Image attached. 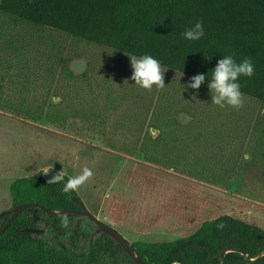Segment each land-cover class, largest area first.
I'll list each match as a JSON object with an SVG mask.
<instances>
[{
    "label": "rangeland",
    "instance_id": "1",
    "mask_svg": "<svg viewBox=\"0 0 264 264\" xmlns=\"http://www.w3.org/2000/svg\"><path fill=\"white\" fill-rule=\"evenodd\" d=\"M53 32L54 38L64 41L53 52L62 50L61 53L52 54L49 59L40 58L36 63L32 61L31 71L24 66L10 70L0 67V96L4 104L52 103L54 99L66 117L65 125L59 126L32 121L23 114L0 108V214L13 208L10 184L15 179L47 169L71 179L88 168L91 176L75 189L77 196L94 217L114 228L131 245L138 241H175L186 236L188 225L224 213L264 229L263 139L237 140L230 146L205 149L194 148L190 139L175 141L161 137L158 149L163 157L157 164L146 162L136 139L148 134L156 138L161 126L168 129L173 126L166 122L169 109L161 106V101H165L163 92L157 94L158 101L152 111L148 107L135 109L130 106L136 98L137 91L131 88L134 84L119 83L116 91L105 80L100 92H88L85 100L88 105L81 106L82 100L78 98L71 101L72 106H67L64 65L58 64L59 56H87L91 61L92 53L112 51ZM118 61L128 62L130 58ZM18 62L24 64L23 60ZM48 63L50 69L45 68ZM112 72L105 66L103 77L106 79V74ZM116 72L120 70L116 68ZM163 79L178 96L172 99L173 111L204 105L191 97V89L183 91L182 84L189 77L166 70ZM254 105L263 111L261 116L256 115V121L259 118L258 126L264 127V106L258 102ZM196 116L194 119L199 118ZM185 131L182 124L179 132L185 134ZM237 160L240 165H235ZM184 218L190 219L189 224ZM38 227L48 230L43 239L58 248L59 242L71 248V241H77L78 252L89 250L102 236L99 234L92 241L96 226L79 215L71 219L67 232L59 237L45 222H40ZM76 228L84 230L77 239L72 231ZM130 259L118 251L111 262L133 264Z\"/></svg>",
    "mask_w": 264,
    "mask_h": 264
},
{
    "label": "trees",
    "instance_id": "2",
    "mask_svg": "<svg viewBox=\"0 0 264 264\" xmlns=\"http://www.w3.org/2000/svg\"><path fill=\"white\" fill-rule=\"evenodd\" d=\"M0 19L29 23L126 56L150 54L163 69L189 78L198 73L210 77L222 56L231 55L237 63L250 58L254 73L239 77L241 91L243 97L264 106V0H0ZM198 20L203 22L204 36L185 40L181 33ZM207 83L206 76L203 84ZM3 101L0 96L1 109L29 120L65 125V112L54 99L38 104L22 101L18 106ZM136 140L146 162H160L161 132L156 138L148 134ZM42 171L10 184L13 207L36 202L52 210H80L74 201L75 190H62L70 177L47 183ZM76 216H48L49 221L37 208L25 210L0 236V264H112L116 252L125 253L104 233L92 248L78 252L77 241H71V248L59 242L58 248L43 235L23 232L45 222L59 237ZM7 219H0V228ZM183 221L189 224L190 219ZM72 231L76 239L84 233L79 228ZM132 246L146 264H221L213 258L225 249L256 257L264 249V229L224 213L188 225L186 236L175 241H138ZM224 264H264V257L249 262L242 254L230 252Z\"/></svg>",
    "mask_w": 264,
    "mask_h": 264
},
{
    "label": "crops",
    "instance_id": "3",
    "mask_svg": "<svg viewBox=\"0 0 264 264\" xmlns=\"http://www.w3.org/2000/svg\"><path fill=\"white\" fill-rule=\"evenodd\" d=\"M51 30L40 29L32 26L29 23L0 19V67L7 69L24 66L30 70L34 66L32 61H36L40 58H51L52 54H59L62 50L54 53L56 48L60 47L59 42L51 34ZM54 33V32H53ZM72 39V38H71ZM36 54L31 56V54ZM129 56L121 53L110 52L104 53H92V60L89 61L86 57H67L66 54L59 56V63L64 65L65 72V99L67 106H72L71 101H76L78 98L82 100L81 106H84L86 96L88 92H100L102 90L103 81H107L113 84V89L118 90V84L127 82L134 84L132 89L137 92L136 98L130 106L133 108L148 107L150 111L153 110L154 105L160 96V92H163L164 100L161 101L162 108H168L169 113L166 116V122L171 123V128L161 126V137L168 140L190 139L192 140L191 146L194 148H217L220 146H230L237 140H248L251 138L264 140V127H259V118L256 121V115L261 116V109L252 106L256 103L253 100H249L243 97L242 106L234 108L231 106H225L223 108L211 104V96L206 84H202L198 90H190L191 97L196 99L197 103H204V105H195V109L189 110L187 108H175L173 111V98H178L172 91V87L164 80L165 86L163 88H156L154 85L151 90L139 87L131 79L132 68L131 60L128 62L118 61L116 59H123ZM112 60L110 62H104L103 59ZM130 58V57H129ZM6 60H12L11 62ZM23 60L24 64H20L18 61ZM30 60V61H29ZM28 63V64H27ZM49 64V63H48ZM46 64L44 67L50 69L51 64ZM57 65V64H56ZM105 66L112 73L106 74V79L102 73ZM116 68L120 70V73L116 72ZM56 66L53 67V70ZM9 72V71H8ZM2 74V72H0ZM104 79V80H103ZM56 83L58 78L55 79ZM55 83V81H54ZM130 87V86H129ZM155 90V91H154ZM159 96L157 97V94ZM100 95V94H99ZM118 94H116L117 96ZM99 97V96H98ZM155 97V98H154ZM172 101V103H171ZM165 103V104H164ZM88 105V104H87ZM96 105H99L96 103ZM118 105L116 104V107ZM171 110V111H170ZM173 111V112H172ZM117 113V112H116ZM173 113V114H172ZM199 117L198 119H194ZM191 123L194 125L192 128L189 126ZM183 124L187 131L185 134L179 132L180 126ZM187 125V126H186ZM189 126V127H188ZM173 128V129H172ZM166 129H168L166 131ZM168 132V133H165ZM165 135V136H164ZM178 145V144H177ZM176 145V146H177ZM235 165H240V160L235 161ZM218 163V162H217ZM218 164H224L222 162ZM219 170H242L239 167L224 168L217 167Z\"/></svg>",
    "mask_w": 264,
    "mask_h": 264
},
{
    "label": "clouds",
    "instance_id": "4",
    "mask_svg": "<svg viewBox=\"0 0 264 264\" xmlns=\"http://www.w3.org/2000/svg\"><path fill=\"white\" fill-rule=\"evenodd\" d=\"M204 27L202 21H196L190 28L181 33L183 38L188 41H196L204 36ZM131 60L132 75L131 79L141 88L151 90L165 86L163 69L160 62L150 54H143L139 57L129 56ZM254 73V66L250 58H244L237 63L233 56L226 55L220 58L215 67L211 69V75L208 73H198L189 78V81L183 85V91L187 89L198 90L208 77L207 88L211 96V104L221 108L231 106L239 108L243 103V93L239 83L240 76L251 77ZM89 176L91 171L88 168L83 170L79 176L69 179L64 187V192L76 189ZM54 179L60 180L62 177L55 176Z\"/></svg>",
    "mask_w": 264,
    "mask_h": 264
},
{
    "label": "water",
    "instance_id": "5",
    "mask_svg": "<svg viewBox=\"0 0 264 264\" xmlns=\"http://www.w3.org/2000/svg\"><path fill=\"white\" fill-rule=\"evenodd\" d=\"M154 131V129H153ZM55 176H60L62 179L56 180L54 179ZM41 177L47 182V183H57L63 180L64 176L57 174L51 169L43 170L41 173ZM75 190V189H74ZM74 201L76 205L80 208V210H66V209H58V210H52L48 207L44 206L43 204L36 203V202H26L19 204L17 206H14L12 209L5 211L0 214V219L8 217L6 223L0 228V236L8 229V227L14 222V220L25 210L29 208H37L41 210L43 217L48 216H63V215H79L87 218L90 222H92L96 226V231L94 232L92 236V241H94L95 237L99 234H106L111 239H113L115 242H117L122 249L125 251V253L135 262L136 264H146L143 259L138 255L136 250L133 248V246L114 228H112L110 225L102 222L98 218L94 217L85 207L83 202L79 199V197L74 194ZM25 233H32L33 235H45L48 230L45 228H26L23 230ZM91 243V247H92ZM230 252H238L242 254L245 259L249 262H253L256 260H259L264 257V249L254 258H250L246 253L242 252L241 250L237 249H225L222 252H220L216 257L213 258L215 261L216 259H219L221 261V264H224V258L225 256Z\"/></svg>",
    "mask_w": 264,
    "mask_h": 264
}]
</instances>
